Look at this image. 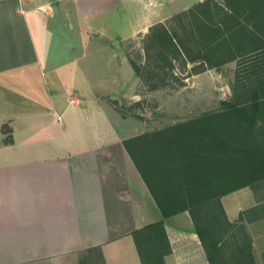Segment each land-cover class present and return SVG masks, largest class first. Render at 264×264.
<instances>
[{"label": "crops", "instance_id": "crops-1", "mask_svg": "<svg viewBox=\"0 0 264 264\" xmlns=\"http://www.w3.org/2000/svg\"><path fill=\"white\" fill-rule=\"evenodd\" d=\"M194 1L0 0V264H141L131 233L158 221L163 264H210L187 213L161 217L111 104L137 82L122 44ZM246 190L220 199L229 223L264 209ZM244 233L243 264H264V214Z\"/></svg>", "mask_w": 264, "mask_h": 264}, {"label": "trees", "instance_id": "trees-1", "mask_svg": "<svg viewBox=\"0 0 264 264\" xmlns=\"http://www.w3.org/2000/svg\"><path fill=\"white\" fill-rule=\"evenodd\" d=\"M222 3L205 0L194 9L204 8L208 13L210 6L220 27L224 24L227 31V22H233L231 29L239 35L230 36L229 61L246 64L236 67L246 66L252 79L264 75V0ZM163 38L178 51L166 33ZM132 70L138 78L137 69ZM263 90L264 82L258 83L257 91ZM231 108L122 143L161 217L187 213L210 264L209 250L215 251L214 243L219 244L222 238L215 235L224 236L231 225L220 199L264 178V148L254 138L256 129L264 132V96L254 93L240 108ZM131 236L141 264H163L170 249L161 221ZM142 242L148 243L145 249Z\"/></svg>", "mask_w": 264, "mask_h": 264}, {"label": "rangeland", "instance_id": "rangeland-1", "mask_svg": "<svg viewBox=\"0 0 264 264\" xmlns=\"http://www.w3.org/2000/svg\"><path fill=\"white\" fill-rule=\"evenodd\" d=\"M215 1L223 4L224 0ZM197 4L191 2L183 11L180 5H174L173 12L160 24L145 28L135 41L122 44L130 68L135 67L139 76L135 86L127 87L120 97H112L110 101L113 109L127 119L122 128L125 134L138 131L139 136L166 129L204 115L229 111L231 107L240 108L254 93L264 96V90L257 91L264 75L252 79L246 66L236 67L238 63L246 64L229 61L233 42L230 36L239 35L231 29L233 22H227L230 28L227 31L224 24L221 27L218 24L213 15L215 10L210 6L208 13L204 8L194 9ZM164 33L178 47V53L163 38ZM254 138L264 148V132L256 129ZM246 188L264 200V178ZM246 188L234 191V195L247 191ZM262 214L264 209L251 215L242 214L231 223L227 234L215 235L222 238L219 244L214 243L215 251L209 250L211 264L247 262L249 242L244 223ZM147 246L148 243L142 242L143 249ZM82 264H102L97 250L89 251Z\"/></svg>", "mask_w": 264, "mask_h": 264}, {"label": "built area", "instance_id": "built-area-1", "mask_svg": "<svg viewBox=\"0 0 264 264\" xmlns=\"http://www.w3.org/2000/svg\"><path fill=\"white\" fill-rule=\"evenodd\" d=\"M14 1L17 2V4H18V11L21 13V12L24 11V9H22V5L24 3H27L29 0H14ZM36 9L38 11H40V12H43V13H49L50 12L49 10L47 11V9H48L47 6H38Z\"/></svg>", "mask_w": 264, "mask_h": 264}]
</instances>
